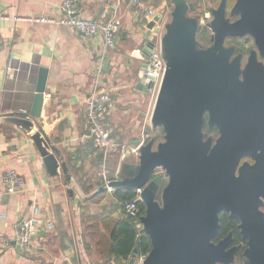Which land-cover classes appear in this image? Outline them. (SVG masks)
<instances>
[{"label":"crops","instance_id":"crops-1","mask_svg":"<svg viewBox=\"0 0 264 264\" xmlns=\"http://www.w3.org/2000/svg\"><path fill=\"white\" fill-rule=\"evenodd\" d=\"M63 0H0L11 16L64 17ZM172 0H152L161 14L155 20L147 8L132 0H80V14L106 20L116 17L120 30L106 48L101 32L88 35L67 24L8 19L0 37V182L10 168L25 178L22 191L0 197V264H128L129 258L112 252V233L126 216L114 190L102 189L105 177L121 179L122 165L138 160L131 150L106 155L92 141L86 110L92 94L109 91L115 105L104 121L114 137L134 145L157 137L151 122L158 89L137 87L144 61L142 52L165 32ZM48 70L40 125L68 165L51 175L31 130L4 114L30 110L40 77ZM10 68V70H8ZM155 135V136H154ZM109 193L111 195H109ZM110 197V198H108ZM108 198V199H107ZM35 215L39 233L23 250L14 224ZM133 254V253H132Z\"/></svg>","mask_w":264,"mask_h":264},{"label":"water","instance_id":"water-1","mask_svg":"<svg viewBox=\"0 0 264 264\" xmlns=\"http://www.w3.org/2000/svg\"><path fill=\"white\" fill-rule=\"evenodd\" d=\"M173 4L161 39L167 69L151 115L152 125L163 128L164 139L151 137L141 144L138 160L125 162L127 175L112 185L141 189L143 231L152 243L144 264H233L239 250L229 246L233 232L217 240L223 210L241 220L248 264H264V61L253 50L241 68L240 53L232 57L236 46L225 44L226 37L250 34L264 55V0H236L230 11L239 15L234 20L227 14L228 0L211 7L209 47L198 39L204 25L200 14H189L195 2ZM154 46L150 41L142 52L137 87L145 91L155 85V78L145 73ZM47 74L41 67L30 110L4 116L29 130L37 124L32 137L49 173L56 175L62 167L71 178L40 125ZM206 124L220 131L215 143L205 134ZM246 154L257 162L239 165ZM158 166L169 174L165 185L162 175L154 173ZM138 252L135 247L128 264H135Z\"/></svg>","mask_w":264,"mask_h":264},{"label":"built area","instance_id":"built-area-1","mask_svg":"<svg viewBox=\"0 0 264 264\" xmlns=\"http://www.w3.org/2000/svg\"><path fill=\"white\" fill-rule=\"evenodd\" d=\"M136 5L147 8V14L154 18L157 15L156 8L150 6L152 0H132ZM64 12V17L60 20H55L48 15H25L11 16L6 11L0 8V31L4 20H24L32 22L54 23L59 22L67 24L72 28L79 29L88 35H94L98 32L102 33L103 42L106 48H110L115 44V38L120 30V20L112 17L106 20L107 12L104 11L100 17H86L80 14V0H63L60 4ZM166 25V24H165ZM164 25V28H165ZM163 35V34H162ZM162 35L154 42L155 46L151 50L150 57L147 59L145 73L148 76H153L154 84L159 89L167 69V60L164 57L162 50ZM2 48V39L0 37V49ZM10 70V68L8 69ZM114 96L109 91L99 90L92 94L88 101L86 110L87 119L90 122V130L92 141L97 150L105 152L106 155L124 154L131 150L139 154L141 144L146 142L142 139L138 145H129L114 137V128L105 123L104 119L110 110L114 107ZM162 175L164 182L169 179L167 169L163 166H158L154 172ZM116 178L105 177L103 186L113 191L115 187L112 181ZM25 187V178L14 168H10L2 176L0 182V197L6 194H13L22 191ZM137 196L131 199L121 201L122 210L125 214L131 217L139 232L143 230V222L141 220L145 210L141 198V189L137 188ZM39 223L35 215H24L18 218L14 224L17 242L23 250H28L32 246L34 237L39 233ZM148 253L138 252L135 264H144Z\"/></svg>","mask_w":264,"mask_h":264},{"label":"trees","instance_id":"trees-1","mask_svg":"<svg viewBox=\"0 0 264 264\" xmlns=\"http://www.w3.org/2000/svg\"><path fill=\"white\" fill-rule=\"evenodd\" d=\"M114 194L120 201H123L136 197L137 191L135 188L117 186L114 189ZM143 207L145 210L144 204ZM220 217L222 225L217 239L232 231L235 239H238L243 243L242 250L240 251V254H243V249L246 247L247 241L242 238L239 225H237V220L233 219V223L235 225H225L226 221L229 220L228 213L222 212ZM112 239L114 242L112 245V252L124 258H129L134 252L135 247H138L139 252L147 253L150 251L152 246L149 235L143 230L139 232L134 220L127 215L120 219L117 223V226L112 233Z\"/></svg>","mask_w":264,"mask_h":264},{"label":"flooded vegetation","instance_id":"flooded-vegetation-1","mask_svg":"<svg viewBox=\"0 0 264 264\" xmlns=\"http://www.w3.org/2000/svg\"><path fill=\"white\" fill-rule=\"evenodd\" d=\"M229 16L231 17L232 20L237 19L239 17V15H234V16L229 15ZM200 22H201V20H200ZM207 23L205 25H203V28L207 26ZM244 38H246L248 40V41H246V45H248L249 41H252L251 47H249V48H246L245 47V45H244L245 44V41H244L245 39ZM227 39H229L230 41L229 42L228 41L226 42ZM212 44H213V40H212V34H211V43L209 45H207V46H204V47H209ZM225 44L227 46H232V45L236 46V50H235L234 54L232 55V57L240 53L241 68H244L247 65L248 60H249V57H250V55H251V53H252L253 50H256L257 51L259 60L264 61V55H262L260 53V50H259L258 45L256 43L255 37L252 36V35H250V34L240 35V36H229V37H226ZM241 77H243V74H241ZM204 131H205L206 136H212L213 137L214 143L216 142V139L220 135V131H219V129L216 126L210 127L208 124H206L205 125V128H204ZM260 154L264 158V151L263 152L261 151ZM245 162H249L250 164H254V163L257 162V159L254 158L253 156L249 155V154H246V155H243L241 157V159L239 161V165H243ZM164 185H165V182H164ZM262 199L264 201V196H262ZM261 210L264 212V204L261 205ZM222 212H227L228 213V217H229V220L226 221V224L225 225H235L233 223V219H236L237 220V225H240L241 220L239 218L231 217L230 216V212L229 211H224V210L220 212V215H221ZM220 222H221V225H222L221 217H220ZM230 232H232V231H230ZM227 234H225V235H227ZM225 235L219 237L218 239L224 237ZM242 244L243 243L240 242V240L235 239V236H234V241H232V243L229 246H232V245H238L239 246V250H238L236 256L238 254H240V251L242 250ZM244 249H243V252H244ZM247 260L248 259H246V261Z\"/></svg>","mask_w":264,"mask_h":264},{"label":"rangeland","instance_id":"rangeland-1","mask_svg":"<svg viewBox=\"0 0 264 264\" xmlns=\"http://www.w3.org/2000/svg\"><path fill=\"white\" fill-rule=\"evenodd\" d=\"M194 1L195 5L193 8L190 9L189 14L190 15H197L200 14V20L205 25L208 21L212 19V13H211V7H217L221 0H189ZM236 0H228V10L227 14L230 15L231 8L235 4ZM171 11L174 7L173 0L172 4H170ZM169 17L171 18V13L169 14ZM211 34L212 30L210 27L206 26L198 33V39L201 43V46H207L211 43ZM245 40V47L249 48L252 45V41H249L248 45H246V41H248L246 38ZM229 42L230 40L227 39L226 42ZM157 130L154 132L155 135H157V140H163L164 139V132L162 127H157ZM154 135V136H155ZM109 195H111L109 193ZM110 198V197H108ZM107 198V199H108ZM246 257L243 254H238L236 256V261L233 264H248L246 261Z\"/></svg>","mask_w":264,"mask_h":264}]
</instances>
